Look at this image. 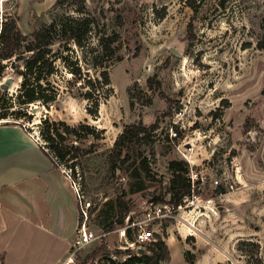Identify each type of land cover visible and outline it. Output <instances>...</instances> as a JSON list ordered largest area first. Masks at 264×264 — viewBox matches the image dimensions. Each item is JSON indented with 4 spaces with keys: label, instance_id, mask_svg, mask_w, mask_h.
<instances>
[{
    "label": "rangeland",
    "instance_id": "374dc122",
    "mask_svg": "<svg viewBox=\"0 0 264 264\" xmlns=\"http://www.w3.org/2000/svg\"><path fill=\"white\" fill-rule=\"evenodd\" d=\"M83 2L94 19L92 32L84 46L72 44L64 54L80 58L87 78L108 70L111 93L97 115L87 111L84 84L69 87L61 80L71 78L62 65L54 76L58 100L49 107L31 104L32 118L15 114L21 77L8 68L0 78L2 103L12 104L0 124L23 122L35 139L46 116L71 125L87 121L102 131L80 142L95 152L76 171L91 203L87 226L107 234L80 249L73 264L152 255L149 246L136 250L133 232L121 231L129 216L140 220L150 205L175 201L173 160L188 163L194 195L174 218L151 226L154 242L172 239L166 242L170 256L160 264H264V49L257 46L264 0ZM79 3L0 0V15H14L28 35L75 14ZM140 121L155 124L146 144L125 147L127 162L110 170L117 138Z\"/></svg>",
    "mask_w": 264,
    "mask_h": 264
},
{
    "label": "trees",
    "instance_id": "16d2710c",
    "mask_svg": "<svg viewBox=\"0 0 264 264\" xmlns=\"http://www.w3.org/2000/svg\"><path fill=\"white\" fill-rule=\"evenodd\" d=\"M71 2H80L75 14H63L43 25L31 34H24L18 25L17 18L9 13L0 15V78L8 68H12L21 77V88L18 93V111L16 115L32 118L29 106L40 103L45 107L54 104L61 93V87L54 76L59 73L60 65L71 75V78L61 79L66 84L76 86L79 82L84 84L81 94L89 102L88 113L97 115L101 99L107 98L111 93V79L108 70L101 73V78L86 77L81 66L80 58L66 52L72 49V44L84 46L92 32L94 19L85 11L83 0H57V4L64 6ZM262 35L257 46L264 49V17L261 22ZM116 39L113 40L115 42ZM56 42H63L62 49L55 50ZM64 50V51H62ZM65 78V77H64ZM60 80V81H61ZM133 106V102L131 103ZM12 104L2 103L0 93V119L9 118V108ZM14 114V113H12ZM25 130L23 122H16ZM155 124L147 127L142 121L124 127L115 143L114 153L110 157V170L119 168V162L126 163L129 156L122 157L125 147L131 144H146L147 131L154 129ZM40 147L56 166H66L72 171V177H77V167L83 166V159L90 156L95 149L93 146L85 147L81 141L89 136L96 137L99 131L90 123L81 122L71 125L64 120H55L46 116L38 124ZM98 138V137H97ZM116 157V158H115ZM173 172L171 192L174 205H179L183 198L193 193L194 187L189 175L187 162L173 160L170 162ZM138 190H142L140 187ZM121 202V201H120ZM120 202L117 201L120 209ZM81 221V218H80ZM123 222V221H122ZM112 226L105 227L110 230ZM128 233L131 230H127ZM152 255H129L124 261L110 259V264H160L170 256L166 241L159 237L148 249Z\"/></svg>",
    "mask_w": 264,
    "mask_h": 264
},
{
    "label": "crops",
    "instance_id": "0c3cea01",
    "mask_svg": "<svg viewBox=\"0 0 264 264\" xmlns=\"http://www.w3.org/2000/svg\"><path fill=\"white\" fill-rule=\"evenodd\" d=\"M79 225L66 168L21 125L0 124V264H65Z\"/></svg>",
    "mask_w": 264,
    "mask_h": 264
},
{
    "label": "built area",
    "instance_id": "2783aa9c",
    "mask_svg": "<svg viewBox=\"0 0 264 264\" xmlns=\"http://www.w3.org/2000/svg\"><path fill=\"white\" fill-rule=\"evenodd\" d=\"M39 143V138L36 139ZM66 172L71 176L73 181V187L76 192V196L78 199L79 210H80V217L81 222L78 227L77 237L74 243V246L71 251V255L69 259L65 262V264H73L76 260V257L80 251V249L89 246L97 239H100L102 236H105L107 232H104L102 235H96L88 226L87 220L89 218V209L91 203L85 200L80 181L78 177H72V171L70 169H66ZM193 187H194V176H190ZM194 192V190H193ZM194 193L191 195H187L183 198V202L193 196ZM183 203L181 202L179 205H174L173 203H157L152 204L144 211V217L140 220H131V216L127 219L126 225L123 227L121 231L122 236H126L127 230H131L134 233L135 241L133 244L137 245L136 250L139 251L140 249H145V247L150 246L154 240V229L151 227L155 223L161 222L166 219L174 218L173 212L175 209H182ZM78 258V257H77Z\"/></svg>",
    "mask_w": 264,
    "mask_h": 264
},
{
    "label": "water",
    "instance_id": "95a60500",
    "mask_svg": "<svg viewBox=\"0 0 264 264\" xmlns=\"http://www.w3.org/2000/svg\"><path fill=\"white\" fill-rule=\"evenodd\" d=\"M2 87L6 88L7 85L6 84H3ZM139 252H146V250L145 249H140Z\"/></svg>",
    "mask_w": 264,
    "mask_h": 264
}]
</instances>
